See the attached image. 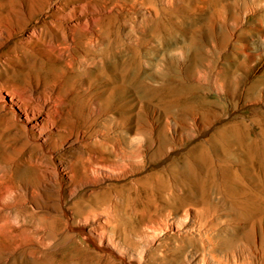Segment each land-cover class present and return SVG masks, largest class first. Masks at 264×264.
Masks as SVG:
<instances>
[{"label":"rangeland","instance_id":"1","mask_svg":"<svg viewBox=\"0 0 264 264\" xmlns=\"http://www.w3.org/2000/svg\"><path fill=\"white\" fill-rule=\"evenodd\" d=\"M48 2L53 0H0V24L22 4L25 9L9 33L0 35V83L30 90L55 80V57L41 43L25 41L28 30L46 18ZM106 9L98 21L104 39L93 45L91 59L69 73L68 86L89 90L109 141L124 138L130 152L134 132L143 135L135 146L139 160L126 158L132 166L117 177L81 184L74 179L63 186L52 179L54 166L75 151L58 144L52 159L39 144L42 136L28 138L17 118L20 109L15 107L16 115L0 108V174L7 173L19 190L26 183L36 188L27 204L7 200L14 207L9 225L26 231L10 234L8 224L2 227L0 264H123L82 232L88 225L75 203L93 199L96 211H110L112 227L123 238L121 217L135 207L134 217L145 222L196 212L210 222L206 229L220 241L218 249H231L252 222L238 211L233 135L221 129L246 120L254 108L264 111V102L248 97L246 87L252 74L264 73V0H110ZM24 206L28 210H19ZM166 237L159 248L144 241L133 248L151 264H188L186 256L203 251L198 244L173 253L177 241Z\"/></svg>","mask_w":264,"mask_h":264},{"label":"bare ground","instance_id":"2","mask_svg":"<svg viewBox=\"0 0 264 264\" xmlns=\"http://www.w3.org/2000/svg\"><path fill=\"white\" fill-rule=\"evenodd\" d=\"M70 1L77 2V0H53L52 4L51 1L48 2L46 18L44 20L41 18L43 21L36 22L28 30L25 40L28 44L34 41L41 43L43 48L45 47L55 57L56 63L52 67L57 72L55 71V80L51 86L41 87L37 84L36 89L32 86L30 90H27V88L18 89L0 83V108L3 110L11 108L12 112H15V107L21 110L22 116L15 113L26 126L28 138L34 139L36 132L40 137L42 136L39 144L42 150L45 151L47 148L50 151L52 159L55 158L52 155L54 153L52 148L58 144L75 151L74 157L65 159V162L61 161L54 166L56 179L54 177L52 179L55 182L58 179L63 186L67 184L66 181L70 184L74 179L79 180L81 184L97 178L110 179L124 174L123 172L132 166H128L129 161L127 162L126 158L135 161L138 159L140 154L135 146L143 140V135L134 132L130 143L134 149L131 147L130 152L126 150L127 145L124 146V138L119 136L117 140L109 141V138L105 136L107 129L100 128L101 124L98 125L97 116L100 115L93 113V98L89 90L85 88L83 92L78 93L68 86L71 77L69 73L74 72L78 64L91 59L93 45L104 39V29L98 25V21L103 18L102 13L110 0H78L77 3L69 5ZM12 15L0 24V35L4 32L9 33L14 22H18L20 16H25L23 4L20 10ZM235 83L237 86V79ZM246 87L248 97L258 98L264 102V73L252 74L246 82ZM104 98V101L109 103L108 97ZM260 108H254L246 120H233L221 129L222 131L229 129L233 135L231 147L235 158L234 172L237 183H240L235 187L238 211L252 220L247 233L240 235L237 241H233L231 249L225 245L224 248L218 249L220 241H214V237L212 239L210 232L206 229L210 222L204 221L201 216L195 214L196 212L187 210L184 214L165 213L166 216L155 222H145L141 220L143 218L138 220L134 217L135 204V210L133 208L132 212H124L125 214L121 217L124 223L122 227L125 236H123L129 238L128 242L120 234L116 235V230L112 227L114 224L111 223L113 217L110 216V211L109 213L99 212L93 208L94 199L92 202L83 201L84 204L75 203L77 209L83 214V221L88 225L82 231L86 239L95 243L97 248L106 252L109 257L123 264H151L147 256L137 252L133 246L139 241H144L148 247L155 249L163 242L161 240L164 236L177 241L176 251H173L176 254L182 252L180 250H183L185 246L196 247L198 244L202 246V252L186 256L189 258L188 264H264V111ZM9 182L8 174L1 173L0 230L8 224L6 229L8 233L24 232L26 231L24 226L16 228L9 225L13 214L11 209L14 207L6 206L7 200L20 199L27 204L33 200L36 188L26 183L19 190ZM63 189L60 190L61 198ZM20 209L28 210L25 206ZM64 213L69 219L71 216L69 211L65 209ZM48 215L52 217L51 214L48 213ZM176 259L180 257L177 256ZM166 260L161 264H167Z\"/></svg>","mask_w":264,"mask_h":264}]
</instances>
